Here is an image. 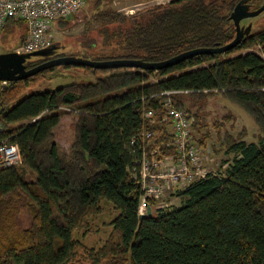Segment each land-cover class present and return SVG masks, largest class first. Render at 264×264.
<instances>
[{"label":"trees","instance_id":"trees-1","mask_svg":"<svg viewBox=\"0 0 264 264\" xmlns=\"http://www.w3.org/2000/svg\"><path fill=\"white\" fill-rule=\"evenodd\" d=\"M95 1L97 30L110 52L94 59L159 62L231 42L236 25L230 15L241 0H171L133 14L104 7L113 0ZM248 1L252 9L264 3ZM21 26L27 31L24 19L10 17L2 35ZM255 45L264 53V30L251 32L225 53L196 55L159 70L65 65L96 78L28 93L57 77L55 66L0 86V115L8 126L0 130V139L11 137L23 158L22 165L0 171V264L68 263L77 247L75 229L100 212L102 200L118 212L112 221L117 234L102 248L105 264H264V57L253 51L230 55ZM65 55L54 50L28 60L27 68ZM167 90L173 91L175 107L193 118L194 139L206 121L187 100L214 94L252 116L259 137L248 142L243 132L226 131L232 159L225 172L179 189L180 204L159 206L147 199L153 213L140 218L143 191L131 178V167L143 146L173 151L170 120L159 122L166 114L162 92ZM149 109L154 121L144 116ZM65 116L75 128L72 143L62 148L56 131ZM143 131H157L155 143H148L150 137L142 140ZM134 136L138 140L132 145ZM207 136L196 139L201 147ZM23 208L30 224L19 228Z\"/></svg>","mask_w":264,"mask_h":264},{"label":"rangeland","instance_id":"rangeland-1","mask_svg":"<svg viewBox=\"0 0 264 264\" xmlns=\"http://www.w3.org/2000/svg\"><path fill=\"white\" fill-rule=\"evenodd\" d=\"M170 1L113 0L112 3L105 4L104 7H111L126 14H133L147 7L168 3ZM87 2L76 14L68 20H65L62 24L59 21L52 24L51 30L49 31L51 36L50 41L58 52L72 56L88 55L91 59L99 54H107L110 52V49L104 47V42L97 30L99 24L95 21L96 1L89 0ZM241 23L245 26L252 24V33L264 30V12L258 16L244 19ZM15 28L12 27L11 30ZM12 32H5L0 37V53L13 51L22 44V39L25 38L26 33L25 27L21 26L14 34ZM250 51L264 57L261 45L247 48L241 47L230 55L237 56ZM64 66L60 65L55 69V73L58 74L57 77L51 79L46 78L36 87L31 88L28 93L56 87L72 81L90 82L96 78L82 68H65ZM201 66H206V64ZM151 78L154 80V77ZM187 104L194 111H202L204 114L202 116H205L206 122L201 126V131L198 132L196 130L194 133L197 135L196 139L208 134L205 141L206 144L203 147L199 145L200 157L203 165L210 170H214L215 173H224L228 167V162L232 159V155L227 152L225 142L226 131L234 136H237L239 132H243L248 142L258 140V127L252 116L242 107L229 101L224 96L214 94L207 98L205 97L203 100L190 98L187 100ZM226 114H232L233 118L231 120H224L223 116ZM0 126L4 130L8 128L6 121L1 115ZM74 126L75 124L72 119L65 116L62 124L57 129L56 139L62 148H67L72 143ZM178 191L179 189L176 190V192ZM170 192L171 190L165 197L163 195L162 198H159V206L179 204L181 202V198L180 201H177L176 198L172 199L171 196L175 195H170ZM100 207L99 213L89 215L83 225L75 229L74 238L77 240L76 251L66 264H105L104 258H102V248L110 244L112 237L117 234V231L112 225V221L117 217L118 212L114 204L109 200H102ZM17 223L19 228L29 226L30 216L26 208L21 209L17 217Z\"/></svg>","mask_w":264,"mask_h":264},{"label":"built area","instance_id":"built-area-1","mask_svg":"<svg viewBox=\"0 0 264 264\" xmlns=\"http://www.w3.org/2000/svg\"><path fill=\"white\" fill-rule=\"evenodd\" d=\"M87 0H0V36L8 18H21L26 21L27 34L22 44L15 49L19 53L41 50L51 44L49 31L52 24L60 19H69L76 14ZM9 82L0 81V86ZM264 90V88H263ZM187 91V90H186ZM173 91H163V108L166 114L162 120H170L171 138L168 146L174 147L172 152L165 153L159 147L146 149L134 161L131 167V178L138 183L143 191L139 213L147 212V199L160 200L171 190L184 189L193 182L215 174L214 170L205 167L200 157V146L193 135V118L184 109L174 105L169 96ZM154 111H144L145 117L155 120ZM0 130H4L0 126ZM157 131H143L141 139L155 143L153 139ZM137 136L131 140L136 144ZM23 164L19 145L12 142L11 137L0 139V171ZM170 192V193H171ZM165 204L164 206H167Z\"/></svg>","mask_w":264,"mask_h":264},{"label":"water","instance_id":"water-1","mask_svg":"<svg viewBox=\"0 0 264 264\" xmlns=\"http://www.w3.org/2000/svg\"><path fill=\"white\" fill-rule=\"evenodd\" d=\"M262 12H264V3L259 8L251 9L248 0H241L236 4L230 15V18L234 21L236 25V36L231 42L216 47L194 48L159 62H145L140 59H128V58L97 60L85 56L65 55V56H58L51 58L28 69L26 64L28 60L34 58L35 56L39 57V56L52 55L53 51L56 50L54 45L28 53H19L15 50L6 53H0V81H7V82L18 81L26 77L33 76L38 72H41L48 68L59 65H70V66H81V67L88 66L96 69L113 68L120 66V67H139L143 69L159 70L161 68L173 66L179 62L185 61L196 55L207 54V53L222 54L235 48L238 44H240V42L246 35H249L251 33L252 24H248L247 26H245L241 23L242 20L258 16ZM2 111L3 108L0 110V113ZM152 213H153L152 207L147 203V212L141 213L140 218L148 217L152 215Z\"/></svg>","mask_w":264,"mask_h":264},{"label":"crops","instance_id":"crops-1","mask_svg":"<svg viewBox=\"0 0 264 264\" xmlns=\"http://www.w3.org/2000/svg\"><path fill=\"white\" fill-rule=\"evenodd\" d=\"M26 26H27V25H26ZM26 34H27V31H26ZM0 37H1V36H0ZM25 38H26V35H25ZM25 38H24V39H25ZM50 45H52V44H50ZM50 45H49V46H50ZM246 141H247V140H246ZM250 142H251V141H250ZM172 194L175 195V196H171L172 199L176 198L177 201H178V200L180 201V196L177 195V192H171L170 195H172ZM180 203H181V202H180ZM180 203H179V204H180Z\"/></svg>","mask_w":264,"mask_h":264},{"label":"flooded vegetation","instance_id":"flooded-vegetation-1","mask_svg":"<svg viewBox=\"0 0 264 264\" xmlns=\"http://www.w3.org/2000/svg\"><path fill=\"white\" fill-rule=\"evenodd\" d=\"M251 9H252V7H251Z\"/></svg>","mask_w":264,"mask_h":264}]
</instances>
